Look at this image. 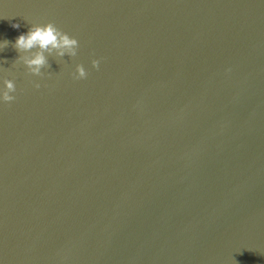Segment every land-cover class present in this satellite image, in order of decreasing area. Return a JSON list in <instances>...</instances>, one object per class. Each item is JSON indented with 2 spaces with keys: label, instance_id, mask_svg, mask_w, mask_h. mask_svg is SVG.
Wrapping results in <instances>:
<instances>
[{
  "label": "water",
  "instance_id": "1",
  "mask_svg": "<svg viewBox=\"0 0 264 264\" xmlns=\"http://www.w3.org/2000/svg\"><path fill=\"white\" fill-rule=\"evenodd\" d=\"M5 39L0 264H264V0H0Z\"/></svg>",
  "mask_w": 264,
  "mask_h": 264
},
{
  "label": "clouds",
  "instance_id": "2",
  "mask_svg": "<svg viewBox=\"0 0 264 264\" xmlns=\"http://www.w3.org/2000/svg\"><path fill=\"white\" fill-rule=\"evenodd\" d=\"M12 27L19 28L18 23ZM3 47L6 48L10 41L5 39L0 41ZM13 47L23 55L17 57V61H22L28 68V71L34 75H43L42 69L50 67L48 58L45 53H53L59 57L65 54L75 57L79 48V41L76 37L70 36L67 32L60 29L54 21H49L46 24L32 25L27 33L20 34L13 44ZM35 50V51H33ZM92 65L99 68L100 60L94 59ZM76 79L86 78L88 72L84 65L78 64L76 72L73 74ZM6 85L2 99L5 102H11L16 99L12 94L16 91V83L13 79L5 78ZM36 88L40 87L39 83L35 84Z\"/></svg>",
  "mask_w": 264,
  "mask_h": 264
}]
</instances>
